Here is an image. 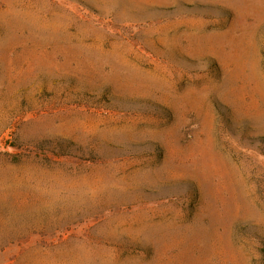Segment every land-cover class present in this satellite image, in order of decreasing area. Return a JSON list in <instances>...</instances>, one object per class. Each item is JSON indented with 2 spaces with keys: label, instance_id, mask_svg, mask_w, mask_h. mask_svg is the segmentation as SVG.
Masks as SVG:
<instances>
[{
  "label": "rangeland",
  "instance_id": "rangeland-1",
  "mask_svg": "<svg viewBox=\"0 0 264 264\" xmlns=\"http://www.w3.org/2000/svg\"><path fill=\"white\" fill-rule=\"evenodd\" d=\"M0 264H264V0H0Z\"/></svg>",
  "mask_w": 264,
  "mask_h": 264
}]
</instances>
